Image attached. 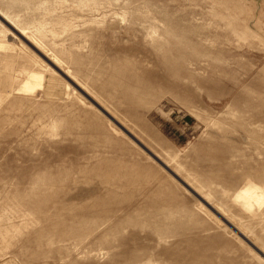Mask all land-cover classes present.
I'll return each instance as SVG.
<instances>
[{"label": "rangeland", "instance_id": "374dc122", "mask_svg": "<svg viewBox=\"0 0 264 264\" xmlns=\"http://www.w3.org/2000/svg\"><path fill=\"white\" fill-rule=\"evenodd\" d=\"M0 264H264V0H0Z\"/></svg>", "mask_w": 264, "mask_h": 264}]
</instances>
